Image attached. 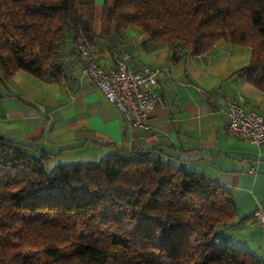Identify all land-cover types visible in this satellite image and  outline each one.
Segmentation results:
<instances>
[{"label":"trees","instance_id":"1","mask_svg":"<svg viewBox=\"0 0 264 264\" xmlns=\"http://www.w3.org/2000/svg\"><path fill=\"white\" fill-rule=\"evenodd\" d=\"M95 19L94 0H0V79L59 82L81 40L133 26L174 57L247 46L237 76L264 91V0H104L99 34ZM155 150L51 166L55 154L0 135V264H264L219 236L237 217L232 192Z\"/></svg>","mask_w":264,"mask_h":264},{"label":"crops","instance_id":"2","mask_svg":"<svg viewBox=\"0 0 264 264\" xmlns=\"http://www.w3.org/2000/svg\"><path fill=\"white\" fill-rule=\"evenodd\" d=\"M103 1L94 0L96 34ZM124 31L98 38L91 47L103 64L126 51L131 66L164 69L156 88L164 105L148 113L146 127L124 124L115 106L80 73L77 55L67 54L59 82L24 71L0 79V135L55 154L51 166L83 157L94 161L115 149L155 146L161 150L154 155L232 192L237 217L219 236L264 261V230L253 217L257 207L264 208V146L228 133L224 111L233 98L264 117V91L237 76L248 65L250 48L220 39L204 54L176 48L174 57L166 42L151 41L133 26Z\"/></svg>","mask_w":264,"mask_h":264},{"label":"built area","instance_id":"3","mask_svg":"<svg viewBox=\"0 0 264 264\" xmlns=\"http://www.w3.org/2000/svg\"><path fill=\"white\" fill-rule=\"evenodd\" d=\"M77 56L80 73L89 77L107 101L115 106L128 127H146L148 113L164 105L162 95L156 90L163 68L144 63L131 66L126 51L115 53L111 64H103L85 40L78 43ZM224 111L228 133L257 147L264 146V117L245 109L233 98L227 101ZM253 217L264 230V208L257 207Z\"/></svg>","mask_w":264,"mask_h":264},{"label":"rangeland","instance_id":"4","mask_svg":"<svg viewBox=\"0 0 264 264\" xmlns=\"http://www.w3.org/2000/svg\"><path fill=\"white\" fill-rule=\"evenodd\" d=\"M84 159H79V161H76L75 159H73L72 161H66L67 163H78V162H87L88 161V157H83ZM100 159V158H99ZM99 159H95L94 161H90V162H95L98 161ZM83 160V161H82ZM53 162V161H52ZM237 246V245H234Z\"/></svg>","mask_w":264,"mask_h":264}]
</instances>
